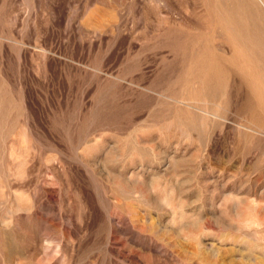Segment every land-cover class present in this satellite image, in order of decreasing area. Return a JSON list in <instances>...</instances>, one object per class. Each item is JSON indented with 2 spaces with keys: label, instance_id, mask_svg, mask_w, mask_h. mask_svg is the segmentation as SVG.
I'll return each mask as SVG.
<instances>
[{
  "label": "rangeland",
  "instance_id": "rangeland-1",
  "mask_svg": "<svg viewBox=\"0 0 264 264\" xmlns=\"http://www.w3.org/2000/svg\"><path fill=\"white\" fill-rule=\"evenodd\" d=\"M0 264H264V0H0Z\"/></svg>",
  "mask_w": 264,
  "mask_h": 264
}]
</instances>
